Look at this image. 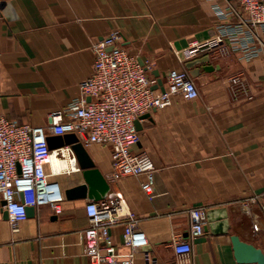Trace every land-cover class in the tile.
Wrapping results in <instances>:
<instances>
[{
    "label": "crops",
    "instance_id": "obj_1",
    "mask_svg": "<svg viewBox=\"0 0 264 264\" xmlns=\"http://www.w3.org/2000/svg\"><path fill=\"white\" fill-rule=\"evenodd\" d=\"M228 1L0 0V117L47 125L53 111L80 94L93 70V46L110 37L151 66L155 85L162 81L157 91L167 88L172 70H185L195 81L197 99L177 94L139 120L138 148L156 166L152 200L142 189L145 176L111 181L110 148L86 146L110 193L139 218L158 264H241L233 235L264 252V55L251 63L217 49L186 55L212 39L216 7ZM234 76L241 84H230ZM50 169L61 174L52 180L64 192L84 182L75 160L54 155ZM87 203L66 199L60 215L49 205L36 207L15 226L0 194V264H92L82 239ZM196 206L206 214L225 209L229 232L205 231L191 241V254L180 257L174 240H191L188 210ZM125 222L111 228L121 257L131 254L123 246ZM137 258L142 262L141 254Z\"/></svg>",
    "mask_w": 264,
    "mask_h": 264
},
{
    "label": "built area",
    "instance_id": "obj_2",
    "mask_svg": "<svg viewBox=\"0 0 264 264\" xmlns=\"http://www.w3.org/2000/svg\"><path fill=\"white\" fill-rule=\"evenodd\" d=\"M216 12L219 22L214 36L207 43L189 49L188 59L215 49L222 56L234 54L244 63L264 55V0H232L216 7ZM93 52V70L81 83L80 94L66 107L53 111L47 125L34 126L0 117V194L15 226L27 219L28 207L49 205L57 215L63 212L65 192L52 180L53 175L61 174L51 169L49 173L48 169L54 155L76 162L77 159L71 146L50 149L49 135L75 134L85 147L110 148L109 179L115 182L143 175L144 193L151 200L156 196V166L138 148L141 137L136 122L169 106L177 94L197 99L196 83L187 71L172 70L167 75V88L163 92L154 90L156 82L149 74L151 66L116 44L114 37L96 43ZM229 81L233 86L241 84L240 76ZM188 213L191 240L181 237L174 240V251L180 257L191 254V241L202 236L208 225L203 206L192 207ZM86 214L89 227L82 234L83 251L92 264H158L146 250L149 243L139 228V218L127 212L119 194L109 193L101 201L88 200ZM123 219H126L123 246L131 250L126 257L119 255L111 235V228Z\"/></svg>",
    "mask_w": 264,
    "mask_h": 264
},
{
    "label": "water",
    "instance_id": "obj_3",
    "mask_svg": "<svg viewBox=\"0 0 264 264\" xmlns=\"http://www.w3.org/2000/svg\"><path fill=\"white\" fill-rule=\"evenodd\" d=\"M111 50V49H110ZM193 67V63L189 64V68ZM159 77L158 73H155ZM162 86V81L159 79L158 84L153 87L154 90ZM164 91V88H162ZM90 100V99H89ZM148 117L143 116L141 119ZM139 130V120L136 122ZM48 144L50 149H56L65 146H71L75 153L80 172L84 182L80 185L71 187L65 191L67 200H93L101 201L105 199L110 191L111 185L102 172L96 167L95 162L91 158L86 147L79 141L75 134H67L63 136L49 135ZM35 214V207L27 208V217ZM8 217V212L6 211ZM225 209L218 211H208L207 220L208 226L205 231L216 235L228 234L229 224ZM235 258L241 264H264V252L256 246L242 241L238 236H231ZM149 251V248H146Z\"/></svg>",
    "mask_w": 264,
    "mask_h": 264
},
{
    "label": "rangeland",
    "instance_id": "obj_4",
    "mask_svg": "<svg viewBox=\"0 0 264 264\" xmlns=\"http://www.w3.org/2000/svg\"><path fill=\"white\" fill-rule=\"evenodd\" d=\"M66 159H68V160H70V161H73V160H71L69 157H65ZM63 159V158H62ZM53 179H55V178H53Z\"/></svg>",
    "mask_w": 264,
    "mask_h": 264
}]
</instances>
